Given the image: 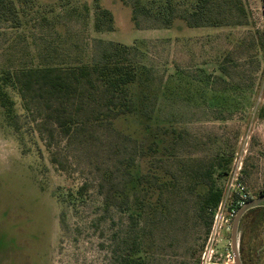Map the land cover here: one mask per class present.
<instances>
[{"label":"rangeland","instance_id":"374dc122","mask_svg":"<svg viewBox=\"0 0 264 264\" xmlns=\"http://www.w3.org/2000/svg\"><path fill=\"white\" fill-rule=\"evenodd\" d=\"M174 1L180 13L196 2ZM99 3L112 31L108 21L97 30L95 0L15 1L20 25L0 19V75L102 65L117 44L130 49L111 62L136 70L129 112L96 122L87 106L73 134L54 140L0 80V264H197L206 197L245 145L243 180L251 200L264 198V0H214L217 27L141 16L140 30L125 1ZM252 212L240 256L264 264V216Z\"/></svg>","mask_w":264,"mask_h":264},{"label":"trees","instance_id":"16d2710c","mask_svg":"<svg viewBox=\"0 0 264 264\" xmlns=\"http://www.w3.org/2000/svg\"><path fill=\"white\" fill-rule=\"evenodd\" d=\"M21 0H0V19L9 20V15L18 19V10L14 4ZM132 8V19L138 30L142 29L140 18H154L163 21V28H169L177 19L183 20L191 28L217 27L218 20L210 16L215 10L214 0H196L190 11L180 13L177 3L174 0H135L131 3L123 0ZM100 0H95L97 17L96 28L102 31L104 21H108L110 31L113 30V17L111 13L100 6ZM181 3V2H179ZM178 3V4H179ZM20 25L18 19L14 26ZM114 53L108 54L106 62L94 67L75 66L59 67L43 65L41 67H24L21 69L5 70L0 75L5 84L13 86L22 96L26 110L40 114L42 117V127L51 129V139L62 136L68 137L73 134L75 127L79 125L77 118L85 112V108L94 105L98 117L94 121H105V119H116L129 112L132 108L129 85L136 79V70L127 63L111 62V58L128 52L129 46L117 44ZM109 59V60H108ZM34 106V108H31ZM43 133L42 130H40ZM65 135V136H64ZM49 142V141H47ZM52 142H49L51 147ZM214 166H211L204 175L202 183L208 184ZM226 173H224L225 175ZM221 176L223 174H220ZM227 176V175H225ZM71 197L80 198L83 196V188L76 194L71 193ZM222 197V188L210 191L206 199L213 202V209L217 206ZM130 207L123 204V211H128ZM259 208L248 211L243 219L249 218V213L256 212V216H264V210ZM262 211V212H261ZM211 223V221H210ZM211 224L209 225L210 228ZM208 228V230H209ZM241 251V249H240ZM243 264H246L242 257ZM126 264H141L136 257Z\"/></svg>","mask_w":264,"mask_h":264},{"label":"built area","instance_id":"2783aa9c","mask_svg":"<svg viewBox=\"0 0 264 264\" xmlns=\"http://www.w3.org/2000/svg\"><path fill=\"white\" fill-rule=\"evenodd\" d=\"M247 155L246 145L236 154L233 166L225 181L222 197L212 212V223L205 237L197 264H234L230 235L239 210L252 196L243 180L244 161ZM229 239L227 247L221 250V244Z\"/></svg>","mask_w":264,"mask_h":264},{"label":"water","instance_id":"95a60500","mask_svg":"<svg viewBox=\"0 0 264 264\" xmlns=\"http://www.w3.org/2000/svg\"><path fill=\"white\" fill-rule=\"evenodd\" d=\"M264 206V198H259L255 200L249 201L244 207H242L233 224V230L231 233V249L234 254V264H243L241 256H240V249L238 243V234H239V225L242 217L250 210L263 207Z\"/></svg>","mask_w":264,"mask_h":264}]
</instances>
